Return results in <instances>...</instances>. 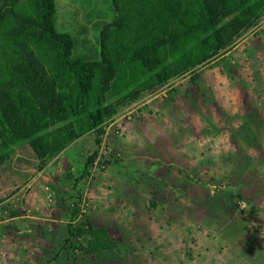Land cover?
Instances as JSON below:
<instances>
[{
    "label": "rangeland",
    "instance_id": "1",
    "mask_svg": "<svg viewBox=\"0 0 264 264\" xmlns=\"http://www.w3.org/2000/svg\"><path fill=\"white\" fill-rule=\"evenodd\" d=\"M55 7L73 57L97 61L111 0ZM135 86L107 101L102 136L42 169L26 142L0 139V264H264V8L219 56ZM87 224L114 247L93 252L88 228L67 239Z\"/></svg>",
    "mask_w": 264,
    "mask_h": 264
},
{
    "label": "trees",
    "instance_id": "2",
    "mask_svg": "<svg viewBox=\"0 0 264 264\" xmlns=\"http://www.w3.org/2000/svg\"><path fill=\"white\" fill-rule=\"evenodd\" d=\"M111 2L115 19L100 31L98 60L88 61L73 57L70 34L56 31L55 0H0L3 148L26 142L42 169L84 135L104 134L102 126L116 113L107 104L112 97L130 84L162 86L219 56L257 24L264 8V0ZM87 228L93 252L114 247L104 230L89 224L69 226L67 239Z\"/></svg>",
    "mask_w": 264,
    "mask_h": 264
}]
</instances>
